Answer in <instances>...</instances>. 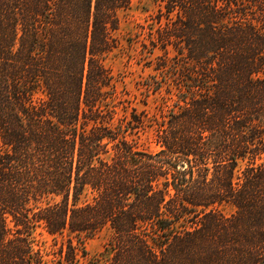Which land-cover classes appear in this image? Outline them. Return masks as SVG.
Returning <instances> with one entry per match:
<instances>
[{
	"label": "trees",
	"instance_id": "trees-1",
	"mask_svg": "<svg viewBox=\"0 0 264 264\" xmlns=\"http://www.w3.org/2000/svg\"><path fill=\"white\" fill-rule=\"evenodd\" d=\"M156 3L139 97L104 64L131 0H0V264L104 230L106 264H264V0Z\"/></svg>",
	"mask_w": 264,
	"mask_h": 264
},
{
	"label": "rangeland",
	"instance_id": "rangeland-1",
	"mask_svg": "<svg viewBox=\"0 0 264 264\" xmlns=\"http://www.w3.org/2000/svg\"><path fill=\"white\" fill-rule=\"evenodd\" d=\"M156 11V0H131V7L129 9L119 10L120 27L115 34L120 44L118 48L104 59L105 66L109 68L116 77H118L119 73L126 74L127 85L138 93L139 97H142V94L137 91L132 80L134 78L141 79L145 75L140 71L141 66L137 64L136 60L133 58L138 53L136 48L139 46V43L135 41L137 40L136 33L140 30L138 27L139 23L148 26V23L151 22L150 16L154 15ZM116 84L118 86V95L121 97L123 93V84L119 81H116ZM155 105L156 103L153 101L150 103L149 109L152 112L155 110ZM122 114V110H119V116ZM139 144L145 147H151L154 150L159 148L154 142L152 132L149 130L141 132ZM110 238V232L104 230L100 234L86 240L87 260L90 261L88 264H106L108 259V252L106 249ZM35 239L36 248H40L44 252L53 250L54 241L42 229L37 232ZM52 256L51 254L49 257L52 258Z\"/></svg>",
	"mask_w": 264,
	"mask_h": 264
}]
</instances>
